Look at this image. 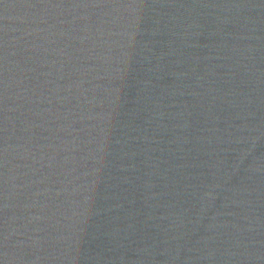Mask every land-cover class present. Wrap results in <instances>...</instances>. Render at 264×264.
Here are the masks:
<instances>
[{
	"label": "water",
	"instance_id": "water-1",
	"mask_svg": "<svg viewBox=\"0 0 264 264\" xmlns=\"http://www.w3.org/2000/svg\"><path fill=\"white\" fill-rule=\"evenodd\" d=\"M0 264H264V0H0Z\"/></svg>",
	"mask_w": 264,
	"mask_h": 264
}]
</instances>
